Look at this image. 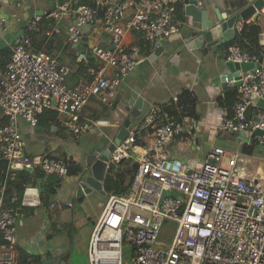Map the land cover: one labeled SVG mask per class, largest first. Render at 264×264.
Here are the masks:
<instances>
[{"label": "built area", "instance_id": "1", "mask_svg": "<svg viewBox=\"0 0 264 264\" xmlns=\"http://www.w3.org/2000/svg\"><path fill=\"white\" fill-rule=\"evenodd\" d=\"M80 1L62 0L34 14L26 33L13 39L10 58L0 67V264H19L17 221L25 207L41 205L37 170L61 179L76 177L81 185L78 175H69L64 159L50 153L26 154L21 124L34 127L44 110H52L67 116L65 126L75 138L95 127L120 128L123 121L80 122L79 113L91 97L113 107L120 83L146 59L144 49L153 53L163 39L179 34L176 5L183 0ZM7 23L0 11V31ZM63 23L69 47L75 50L85 40V52L99 61L92 67L83 54H76V62L87 66V77H75L72 86L66 82L68 67L44 48L34 49L30 36L41 33L48 42L60 34ZM128 33L137 34L142 43L128 44ZM261 42L264 45V33ZM225 60L253 65L226 82L236 95L216 124L217 134L233 135L238 145L202 140L190 116L175 117L162 108L130 120L125 139L107 156L105 172L128 162L132 150L138 155L136 167L127 192L109 195L93 226L89 264H126L124 247L131 253L130 264H264V159L254 156L253 149L254 142L264 147V61L236 45L228 46ZM169 105L180 114L177 96ZM241 131L248 133L245 141ZM186 137L207 148L203 161L191 169L169 161L164 152L168 143ZM108 138L112 142L114 136ZM20 173L26 184L14 206L5 194ZM165 223L174 226L169 244L159 241Z\"/></svg>", "mask_w": 264, "mask_h": 264}, {"label": "crops", "instance_id": "2", "mask_svg": "<svg viewBox=\"0 0 264 264\" xmlns=\"http://www.w3.org/2000/svg\"><path fill=\"white\" fill-rule=\"evenodd\" d=\"M205 1L209 5L210 19H214L215 17L213 9H218L221 14H226L227 17H231L234 13V6L238 2H242L243 5H246L247 3L246 0ZM14 4H16V7ZM17 6V0L13 3H9L7 0H0V11L5 13L8 17L7 26L0 31V39L3 40V46L0 49L8 47L10 52H12V44L8 42V39H13L12 35L16 33H26V26L29 20L38 11H41L38 10V8L22 10V8ZM53 6H51V8ZM181 12V15L180 13H177L175 17L176 24L179 27V34L161 41V45L165 47L164 53L154 60L153 57L150 58L152 52H150L148 48L144 49L146 59H141L136 70L120 83L118 87L119 96L116 98L115 105L109 108L100 103L96 97H91L79 113V120H81V122H89L91 120L99 119L105 121H123V123L128 119L136 121L151 113L160 111L163 105L167 106L168 103L171 102L173 96H177L182 89L187 88L194 93L197 99L195 110L198 119L191 118L196 125L198 137L200 139L202 138V140L213 139V141H215L214 137L221 134H217L216 124L219 121L223 110L226 109L220 104L219 98H221V101L224 100L225 95L226 93L228 94L229 90L227 86L222 88L220 83L215 85L212 83L213 81L211 82L214 78L211 69L212 64L216 60H225L228 48L226 43L229 40L226 41L221 39L219 45L209 49L204 48V46L196 48L190 45L191 36L188 32L194 25H191V19L184 13L183 1ZM66 26V23H63L61 25L60 34L54 36L48 41L50 44L49 46L51 47L50 50L46 51L53 57L57 58L60 64L68 67L69 73L66 82L68 85L72 86L75 77H87V66L83 63L76 62V54H79L80 57L83 54L85 58L92 63L90 65L92 67H97L99 61L88 54V52H85V44L87 42L85 40L82 45L75 50L69 47L66 39ZM197 26L198 25H196V27ZM256 30L257 34H255ZM234 31L235 33L241 31L244 41L250 47L256 48V46L261 45L264 49V45L261 42V35L264 33V8L259 11V15L256 19L251 18L245 22L237 21L234 25ZM125 40L128 44L142 43L140 37L133 33H128ZM187 45L190 46V49L186 47ZM177 51H181V54L179 55L180 60L178 70L175 73L167 59L175 55ZM212 51L214 53V58L212 57ZM202 56L205 57L204 64L207 67L206 71H208L207 73L209 74L207 80L200 78L201 66H203V59H201ZM9 58L10 56L5 60L4 66ZM81 65L83 66L81 67ZM198 85L204 89L207 97V102H202L205 107H203L201 112L197 110L199 97L196 93L197 90H194ZM175 88L179 89L177 94H174L171 99L169 98L167 101L163 100L165 92L169 91V93H171V89ZM146 90L149 91V95L145 94ZM131 92L136 94L132 103L129 102ZM66 118L67 116L64 114H56L54 118L49 117L47 114V118L39 119L38 124L34 127L21 124V131L25 142L41 145L43 149L40 150L42 151L41 154L50 153L57 158L71 155L75 161L81 163L83 167L81 173H88V171L90 172V169L86 167L84 161L87 153L84 155L82 152H78L76 149L77 144H70L67 141V137L63 136L64 132L62 130L66 129ZM117 130L118 128L112 127H95L90 133L98 141L100 135H103L104 137H110L111 135L114 136ZM144 134L149 135L147 132H144ZM230 138L235 139L233 135H230ZM178 140L186 143H195L200 148L202 147L204 150L203 158L205 157L207 148L198 140L193 141L188 137L184 140ZM148 141H150L149 138ZM145 145H149V143L147 142V144H145L143 142V146ZM172 160L179 161L182 164V162L176 158H173ZM66 182V188L64 189L66 196L64 199L56 197L57 190L59 186H61L60 182L59 186L55 189V195L47 205L41 204L37 207L24 208V216L18 219L16 225L19 264H32L33 262H35V264H40L44 259L54 260L56 264L60 262H64V264H73L69 259V256L66 254L71 246V238L66 237L65 234L62 233L64 226L66 225L64 221H68V218L65 216L68 213L74 214L75 198H77L79 202H82L88 197H86V194L79 198L75 196L77 181L68 179ZM12 199L13 201L10 202L6 199L7 203L18 206L20 201L18 200L16 202L14 195ZM68 203L72 204L71 207H69ZM75 217L77 218V216L74 215V218ZM70 225H72V223Z\"/></svg>", "mask_w": 264, "mask_h": 264}, {"label": "rangeland", "instance_id": "3", "mask_svg": "<svg viewBox=\"0 0 264 264\" xmlns=\"http://www.w3.org/2000/svg\"><path fill=\"white\" fill-rule=\"evenodd\" d=\"M18 6L22 8V10H30L32 8H38V10L45 11L51 9V6H53L52 0H17ZM16 7V4H14ZM8 42L10 44H13V39L9 38ZM214 56V53L212 51V57ZM214 58V57H213ZM201 59H203V66H201V73L200 78L206 79L209 78V74L207 73V67L205 66V57L202 56ZM220 60V59H218ZM196 62V61H194ZM198 65V64H196ZM212 71V69H211ZM213 81V82H212ZM211 82L215 85L219 84V79L217 74H214L213 80ZM179 89H171V93L169 91L165 92V96L163 97V100L171 99V97L174 94H177ZM199 97V104L197 107V110L199 112L202 111L203 107L205 105L202 104V102H207V97L204 89L198 85L194 89ZM146 95H149V91H145ZM119 96V95H118ZM117 96V98H118ZM63 136L67 137V141L72 144H77V150L78 152H82L84 155L88 152H92L96 146H103L99 141H97L90 131L80 133V135L75 138L71 132L66 128L62 130ZM61 131V132H62ZM216 142L225 143V144H232V145H238V141L236 139L230 138V135L228 133H221L217 135V137H214ZM145 148H148V145L144 146ZM254 156H260L264 159V147L257 142H254ZM41 145L31 144L29 142L25 145V152L29 156L30 155H38L41 154L42 151ZM164 152L167 156V159L170 161L173 158H176L182 162V164L187 168L191 169L194 163L203 161L204 156V150L202 147L200 148L195 143H186L182 142L181 140L175 139L174 141H171L164 147ZM138 155L132 150V157L129 160V162H126L128 166L131 168L133 167V164L135 163L136 158ZM125 163V164H126ZM223 163H227V156L223 160ZM124 164V165H125ZM91 174V171L88 173H81L78 176L80 179L85 180L87 176ZM109 172H107L105 175H108ZM68 179L63 178L61 180V186H59L56 197L64 199L66 194L64 192V189L66 188L65 183H67ZM69 180H75L77 181L76 177H70ZM261 182L264 186V177L262 178ZM104 193H101L98 190H93L91 193L86 194V200L79 202L77 198H75V208H74V214H66V218H68V221H64L66 225L64 226L63 234H65L66 237L71 238V246L70 249L67 250V256H69V259L73 262V264H89L88 261V242L90 238V232L93 229L94 223H96L97 219L99 218L100 214L102 213L103 207L106 203V200L108 199L109 195L113 194L109 190H103ZM18 192V191H17ZM20 197L23 195L21 192L19 193ZM55 195V194H54ZM53 195V196H54ZM52 196V198H53ZM164 196H171V194L166 193ZM55 198V197H54ZM74 215L77 216V218H74ZM78 222V224H77ZM72 223V225H70ZM163 231L161 233V236L159 237V241H163L167 244H169L173 237L174 232V226H169L167 223L163 225ZM126 248L124 247V254H123V263L130 264L131 262V253L128 251H125Z\"/></svg>", "mask_w": 264, "mask_h": 264}, {"label": "water", "instance_id": "4", "mask_svg": "<svg viewBox=\"0 0 264 264\" xmlns=\"http://www.w3.org/2000/svg\"><path fill=\"white\" fill-rule=\"evenodd\" d=\"M62 0H59L58 3H61ZM76 2V0H75ZM184 2V13L191 19V25H194L190 31L188 32L191 36V44L192 46L199 48L204 46V48H212L221 43V39L230 40L234 36V25L237 21H247L248 19H256L259 15V11L264 8V0H246V5H243L242 2H238L234 6V13L231 17H227V15H223L219 12L218 9H213L215 13L214 19H210V10L209 5L205 0H183ZM42 11H38L37 14H41ZM196 25H198L196 27ZM22 32L16 33L12 35V38L20 36ZM3 46V40L0 39V48ZM190 49V46H186ZM165 47L161 45L159 48H156L154 52L151 54L150 58L157 59L164 53ZM181 51H177L175 55L167 59L171 64L172 69H174L175 73L178 70V64L180 60ZM253 65L251 63H236L231 61H222L216 60L212 64V74H217L219 83L222 88L226 87V82L231 79H238L239 71H245L251 68ZM239 81L234 82V86L239 85ZM131 97L129 102L132 103L136 94L131 92ZM258 105H263V101L259 100ZM251 107H247L245 116L247 119L250 117ZM130 120H126L123 125L118 128L116 133L114 134V139L110 142L108 137H104L100 135L98 141L103 146H96L92 152H89L85 155V164L86 167L90 169L91 174L86 177L85 180L81 179V185H76L75 196L82 197L85 194L91 193L93 190H98L101 193H104L102 183L105 178V161L107 156L111 150L115 147V145L119 144L120 141H123L127 135L126 126ZM256 134H261L260 131H255ZM239 135L243 141L246 140L248 133L247 131L239 132ZM239 140V138H238ZM136 165L133 164V169H135ZM32 264H35L33 262ZM40 264H56L54 260L44 259L40 262ZM58 264H64V262H60Z\"/></svg>", "mask_w": 264, "mask_h": 264}, {"label": "trees", "instance_id": "5", "mask_svg": "<svg viewBox=\"0 0 264 264\" xmlns=\"http://www.w3.org/2000/svg\"><path fill=\"white\" fill-rule=\"evenodd\" d=\"M52 1L54 3L53 5L55 6L58 0H52ZM85 1L86 0H81L80 2H85ZM181 10H182V2H179L176 5V14L177 13L179 14ZM47 24L48 22H42L43 27H46ZM241 31L236 32L233 38L226 43L227 47L230 45H238L241 50L247 52L250 55H257L260 59L264 61V49L260 45L256 46V48L250 47L244 41ZM255 34H257V30L255 31ZM30 36L33 41L34 49L40 50L45 48V50L47 51L50 50L51 46H49L50 45L49 42H46L44 35H42L41 33H30ZM10 54L11 52L8 47H3L2 49H0L1 67L4 66L5 60L10 56ZM91 64L92 63L89 61V65ZM82 66L83 65H81V67ZM235 95H236V89L234 88L230 92H228V94L226 93L224 100L221 101V98H219L220 104L223 105V107H225L226 109L229 108L235 99ZM196 102L197 99L194 93L189 89L185 88L182 89L180 93L177 95V105H179L181 108L180 114L173 109L172 105L169 106L163 105L162 109L169 111V113L175 117L185 114L194 119H198V115L196 114V110H195ZM47 114L49 115V117L54 118L57 113L52 110H44L38 117L39 119L47 118ZM79 121L81 122V120ZM137 143H139V141ZM62 159H64V161L66 162L69 175H78L82 172L83 167L81 163L75 161L71 157L67 158L66 155L62 156ZM108 172L109 174L105 175L103 181V190H109L111 193L117 195H122L126 193L129 188V183L133 177L134 169L128 166L126 163L123 166L121 165L120 167L112 168ZM61 180L62 179L56 175L45 174L42 170L36 171L35 186L39 190L40 201L42 205H47L51 201L52 196L55 194V189L59 186ZM25 184H26L25 174L20 173L18 175L16 182L12 183L11 186L6 191L5 200L7 199L8 202L13 201L12 198L14 195V198L16 199L15 201L16 202L18 200L20 201L22 195L20 197L19 193L21 192L23 194V189L25 187Z\"/></svg>", "mask_w": 264, "mask_h": 264}, {"label": "clouds", "instance_id": "6", "mask_svg": "<svg viewBox=\"0 0 264 264\" xmlns=\"http://www.w3.org/2000/svg\"><path fill=\"white\" fill-rule=\"evenodd\" d=\"M38 189V188H37ZM39 191V190H38Z\"/></svg>", "mask_w": 264, "mask_h": 264}]
</instances>
